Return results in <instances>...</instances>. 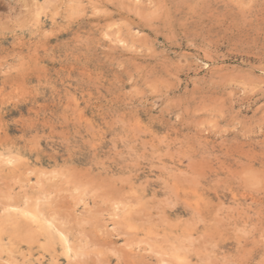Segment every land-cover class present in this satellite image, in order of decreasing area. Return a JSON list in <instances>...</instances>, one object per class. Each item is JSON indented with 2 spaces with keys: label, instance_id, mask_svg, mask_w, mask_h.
Here are the masks:
<instances>
[{
  "label": "rangeland",
  "instance_id": "374dc122",
  "mask_svg": "<svg viewBox=\"0 0 264 264\" xmlns=\"http://www.w3.org/2000/svg\"><path fill=\"white\" fill-rule=\"evenodd\" d=\"M0 264H264V0H0Z\"/></svg>",
  "mask_w": 264,
  "mask_h": 264
},
{
  "label": "bare ground",
  "instance_id": "6f19581e",
  "mask_svg": "<svg viewBox=\"0 0 264 264\" xmlns=\"http://www.w3.org/2000/svg\"><path fill=\"white\" fill-rule=\"evenodd\" d=\"M7 159V158H6ZM8 160V159H7ZM5 161V160H4ZM10 161L11 160H8L7 161V163H10ZM19 206V205H18ZM10 208V207H9ZM27 208V207H26ZM12 209H15L16 210V208L15 207H13L12 206ZM11 209V210H12ZM19 208H17V210H18ZM21 209V208H20ZM22 210V212H21V214L23 215V217H25V218H28V219H30V220H32L33 222H37L38 221V218L40 217V215H39V217H38V215L36 216V214H33V212H30L29 211V209L28 210H26V209H24V211H23V209H21ZM10 211V210H9ZM11 214V213H10ZM16 214V213H15ZM41 214V213H40ZM17 215H20V214H18L17 213ZM21 218H22V216H21ZM42 219H44L43 218V216L41 217ZM27 219V220H28ZM52 219V218H51ZM50 219V220H51ZM26 220V219H25ZM26 220V221H27ZM28 222V221H27ZM47 223H49L50 221H48V218H47V221H46ZM52 222V221H51ZM42 223H43V221H42ZM53 223V222H52ZM49 225L50 224H48V227H49ZM53 225V224H52ZM45 226H46V224H45ZM51 226V225H50ZM55 226V225H54ZM47 227V226H46ZM45 228V227H44ZM50 228V227H49ZM52 229V228H51ZM51 229H50V233H51ZM46 230H48V229H46ZM55 230V229H54ZM53 232V231H52ZM56 236L58 237V239H59V241H61V243H62V246L64 247V249L67 251V252H69L70 250H71V248H70V245L71 244H69V242H70V240L68 239V235L67 234H65L64 233V231H62V229L61 230H56ZM51 235H52V233H51ZM52 237H53V235H52ZM61 245V244H60ZM175 253V252H174ZM71 254H73V253H71ZM70 254V255H71ZM76 254H74V256H75ZM78 255V254H77ZM76 255V256H77ZM72 256V255H71ZM70 256V257H71ZM180 256V255H179ZM69 257V256H68ZM173 259V258H172ZM171 259V260H172ZM166 260V262H167V259H165ZM175 260V259H174ZM178 260V259H177ZM163 261V260H162ZM165 262V261H164ZM165 262V263H166ZM169 262H170V260H169ZM168 262V263H169ZM171 262H173V261H171ZM174 263V262H173Z\"/></svg>",
  "mask_w": 264,
  "mask_h": 264
}]
</instances>
